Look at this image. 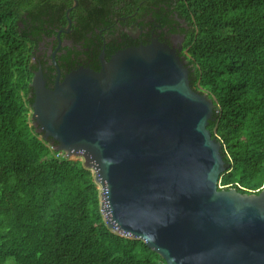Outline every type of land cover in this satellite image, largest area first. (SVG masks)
<instances>
[{
    "label": "trees",
    "instance_id": "1",
    "mask_svg": "<svg viewBox=\"0 0 264 264\" xmlns=\"http://www.w3.org/2000/svg\"><path fill=\"white\" fill-rule=\"evenodd\" d=\"M72 4L0 0V264H166L142 240L106 226L91 170L41 138L29 113L33 46L47 26L67 22ZM132 13L144 16L142 27L152 24L161 41L170 33L184 36L180 55L189 84L214 105L207 128L226 165L218 188L258 193L264 188V0H77L69 17L89 30ZM89 67L97 70L98 62Z\"/></svg>",
    "mask_w": 264,
    "mask_h": 264
},
{
    "label": "water",
    "instance_id": "2",
    "mask_svg": "<svg viewBox=\"0 0 264 264\" xmlns=\"http://www.w3.org/2000/svg\"><path fill=\"white\" fill-rule=\"evenodd\" d=\"M183 39L102 51L97 70L57 73L51 88L38 67L33 124L57 151L81 156L106 226L166 264H264V188H218L226 165L207 128L214 105L189 84Z\"/></svg>",
    "mask_w": 264,
    "mask_h": 264
},
{
    "label": "flooded vegetation",
    "instance_id": "3",
    "mask_svg": "<svg viewBox=\"0 0 264 264\" xmlns=\"http://www.w3.org/2000/svg\"><path fill=\"white\" fill-rule=\"evenodd\" d=\"M80 12L81 17V9ZM143 19L144 16L137 17L132 13L118 16L108 25H96L89 30H84L81 18L80 23L70 18L69 26L68 19L65 24L47 26L45 32L41 34V39L33 46L30 62L36 64V67H32L31 71L39 66L45 85L51 88L54 86L57 73L62 79L66 73L80 65L89 67L90 63L94 65L95 61L99 65V55L102 51L105 59L106 57L109 59L119 49L147 44L145 40L149 42L153 38L158 39L154 36L155 27L152 24L142 27ZM148 30L151 31L150 35L144 36ZM182 36L180 33H170L168 41L165 42L178 44ZM31 92L33 95V89Z\"/></svg>",
    "mask_w": 264,
    "mask_h": 264
},
{
    "label": "rangeland",
    "instance_id": "4",
    "mask_svg": "<svg viewBox=\"0 0 264 264\" xmlns=\"http://www.w3.org/2000/svg\"><path fill=\"white\" fill-rule=\"evenodd\" d=\"M38 67H39V66H38ZM38 67H37V68H38ZM30 108H31V107H30ZM31 111H32V110H31ZM31 111L29 110V113H30V114H32ZM31 116H32V115H31ZM76 157H78V156H73L72 159H74V158L76 159ZM97 186L99 187L98 184H97ZM104 215H106V212H104ZM112 231H114V230H112ZM115 232H116V231H115ZM4 264H14V263H13L12 259H8Z\"/></svg>",
    "mask_w": 264,
    "mask_h": 264
},
{
    "label": "bare ground",
    "instance_id": "5",
    "mask_svg": "<svg viewBox=\"0 0 264 264\" xmlns=\"http://www.w3.org/2000/svg\"><path fill=\"white\" fill-rule=\"evenodd\" d=\"M149 42H150V41H149ZM149 42H148V43H149ZM182 42H183V41H182ZM167 43H168V42H167ZM181 50H182V49H181ZM71 157H73V156H71ZM78 157H81V156H78ZM105 212H106V211H105ZM103 215H104V213H103ZM104 217H105V218H108L107 214L104 215Z\"/></svg>",
    "mask_w": 264,
    "mask_h": 264
},
{
    "label": "built area",
    "instance_id": "6",
    "mask_svg": "<svg viewBox=\"0 0 264 264\" xmlns=\"http://www.w3.org/2000/svg\"><path fill=\"white\" fill-rule=\"evenodd\" d=\"M30 111H31V109H29ZM57 155H59V153H57ZM116 233H118L117 231H116Z\"/></svg>",
    "mask_w": 264,
    "mask_h": 264
}]
</instances>
